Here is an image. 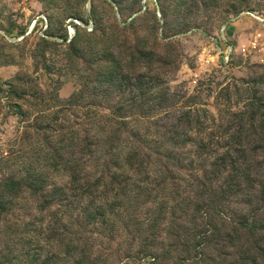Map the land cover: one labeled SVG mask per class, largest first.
<instances>
[{"label": "rangeland", "instance_id": "374dc122", "mask_svg": "<svg viewBox=\"0 0 264 264\" xmlns=\"http://www.w3.org/2000/svg\"><path fill=\"white\" fill-rule=\"evenodd\" d=\"M262 106L264 0H0V264H264Z\"/></svg>", "mask_w": 264, "mask_h": 264}, {"label": "trees", "instance_id": "16d2710c", "mask_svg": "<svg viewBox=\"0 0 264 264\" xmlns=\"http://www.w3.org/2000/svg\"><path fill=\"white\" fill-rule=\"evenodd\" d=\"M264 106L252 111L251 113L256 118V123L258 125V128L264 129ZM259 109H262L259 111ZM261 130V131H262ZM228 153H231L230 148H228ZM170 158V157H169ZM171 159V158H170ZM242 176H239L240 178H243L244 181L242 184L247 183H253L256 187L257 177L255 174H251L249 171L241 172ZM258 174V173H257ZM259 175V174H258ZM263 185V184H262ZM254 187V188H255ZM264 200V198L262 199ZM261 211V208L254 209L253 212ZM257 224V219H250L248 214L242 215V218L240 221H237V225H241L242 227L246 225V227H250L251 223ZM205 225V224H204ZM209 232L208 235L206 233L204 235L199 234V232H195V234H185V235H178V244L180 245L177 247V254L176 257L178 258L177 263L178 264H208L206 261L208 259L211 260L210 255L215 251L216 246L215 245V237L214 233L212 231ZM198 233V234H197ZM264 237H261L263 239ZM259 243L257 246L256 251H252L249 249V252H244V255L242 259H247L252 254V258L254 260H258L260 256H263L264 254V242L256 240L253 243V247H255V244Z\"/></svg>", "mask_w": 264, "mask_h": 264}]
</instances>
